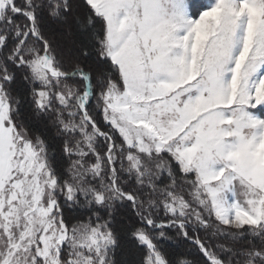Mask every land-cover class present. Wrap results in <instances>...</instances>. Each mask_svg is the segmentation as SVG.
<instances>
[{"label":"snow or ice","instance_id":"6c2138e0","mask_svg":"<svg viewBox=\"0 0 264 264\" xmlns=\"http://www.w3.org/2000/svg\"><path fill=\"white\" fill-rule=\"evenodd\" d=\"M0 264H264V0H0Z\"/></svg>","mask_w":264,"mask_h":264}]
</instances>
